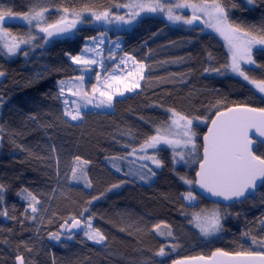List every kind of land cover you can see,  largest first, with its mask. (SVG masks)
<instances>
[{
	"label": "trees",
	"instance_id": "1",
	"mask_svg": "<svg viewBox=\"0 0 264 264\" xmlns=\"http://www.w3.org/2000/svg\"><path fill=\"white\" fill-rule=\"evenodd\" d=\"M82 2L53 0L54 5L76 7ZM89 2L99 8L122 0ZM234 2L239 7L230 9V19L247 25L259 24L264 18L261 0H257L256 7L246 6L244 0ZM29 4L30 0H0V6L14 11H25ZM113 11L118 13L116 9ZM51 18H56L55 13ZM193 29L172 25L158 15H149L132 28L111 34V39L121 37L123 51L142 60L150 70L146 69L145 79L140 81L141 87L136 92L114 101L112 111L87 110L83 122L68 124L63 122L60 100L54 98L59 80L79 74L75 71L78 66L71 64L66 53L80 54L87 38L97 36L101 29L86 23L71 39H53L28 57L18 54L9 59L0 53V71L4 72V76H0V125L5 129V138L0 141V182L7 187L2 207L8 209L9 216L17 217L10 220L0 216V241H9L8 245L0 243V264H14L16 252L13 249L21 241L28 242L33 248L32 253H27L20 247L26 258H31L32 264H53V260L55 264H143L145 261L171 264L174 259L210 255L217 248L236 251L243 246L256 250L242 233L249 229L253 235L258 233L256 222L264 215V188L255 198L242 204L227 208L220 205L221 211L228 213L223 220L224 230L215 239L204 241L186 213L215 204L200 199L197 208L192 209L181 199L188 186L180 176L194 179L195 170L183 165L174 166L171 151L166 149L159 153L165 166L151 183L143 184L117 173L107 159L126 154L127 149L122 145L129 137L121 135L122 132L131 130L137 141L154 134L155 127L168 119L164 108L173 107L186 114L207 115L212 119L215 109H211V115L209 109L217 100L264 107L260 95L240 78L204 72L206 67L224 64L228 52L217 34ZM11 30L14 33L27 31L18 25H11ZM253 57L258 64L264 65V51H253ZM179 58H183L180 63H161ZM37 74L42 76L38 78ZM250 75L264 78V68L256 69ZM154 104H162L164 108L154 107ZM89 111L92 114H88ZM32 115L37 117L35 121L29 119ZM48 124L53 126H42ZM207 126L196 127L199 144ZM53 145L55 155L60 159L59 184L51 159ZM256 150L258 154L264 153V145L259 144ZM77 155L91 161L88 165L92 181L90 189L84 188L83 184H69L64 179L63 173L69 170ZM121 180L130 182L108 190ZM22 189L31 191L41 200L46 209L41 213L42 224L24 219L27 201L17 195ZM94 196L100 198L92 200ZM89 200H92L90 212L95 216L93 225L108 236V247L93 244L82 232L72 240L65 241L62 237L59 243L48 238L49 232L61 231L63 219L70 215L79 217ZM160 222L171 225L180 243L175 252L164 258L154 257L153 253L169 241L150 231L153 224Z\"/></svg>",
	"mask_w": 264,
	"mask_h": 264
},
{
	"label": "snow or ice",
	"instance_id": "2",
	"mask_svg": "<svg viewBox=\"0 0 264 264\" xmlns=\"http://www.w3.org/2000/svg\"><path fill=\"white\" fill-rule=\"evenodd\" d=\"M244 3L246 6H258L257 0H244ZM237 7L239 5L234 0H122L109 7L99 8L89 0H83L80 7L72 4L54 5L53 0H30L25 11H14L10 7L0 6V53L5 56L20 54L28 57L36 49H43L53 38L71 39L73 35L78 34L79 25L91 23L120 29L141 22L145 16L163 14L173 25L193 26L199 22V25H203L201 31L210 28L219 34L226 43L228 59L219 67L204 68V72L238 77L264 101V78L250 75L254 70L264 68V65L258 64L253 57L254 49L264 51V18L259 24L247 25L232 20L229 16L230 9ZM113 9L125 11L121 15ZM184 9H189L191 15H184ZM53 13L56 16L54 20L51 18ZM12 24L26 28L27 31L14 33L11 30ZM108 31V27H102L97 36L88 37L80 54L66 53L71 64L78 66L75 71L79 73L57 82L58 91L54 98L60 100L62 116L65 118L63 122L66 124L71 121L83 122L85 110L114 109L116 98L123 97L125 93L136 92L141 87L140 81L145 79L146 69L150 70V66L142 60L123 51L120 37L112 40L108 36ZM117 51L122 55L117 56ZM209 59H213L211 53ZM182 60L183 58H179L161 63H180ZM129 62L131 68L128 67ZM37 75L38 78L42 76ZM0 76H4V72L0 71ZM93 78L95 82L89 83L88 81ZM153 106L164 108L162 104ZM211 109H215L212 119L207 115L201 117L186 114L173 107L164 108L168 119L155 127L154 134L145 135L137 141L135 133L131 130L122 132L121 135L129 137L128 142L122 145L127 149L126 154L107 158L117 173H123L125 177H132L144 183H151L157 175L156 170L165 166L164 161L159 158V153L166 149L171 151L174 166L181 164L191 167L196 164L198 170L195 171V179L180 176L181 181L188 186V190L181 194V199L188 207L195 209L199 200L205 196L219 198L214 201L216 206L212 209L201 208L199 211L186 213L189 222L203 237L216 236L224 230L223 220L227 218L228 213L221 211L220 201L244 203L253 198L258 189L264 188V153L258 154L254 148L258 143L264 144V107L227 104L225 100H217L209 109L210 115L213 114ZM88 114L92 113L89 111ZM29 119L35 121L37 117L32 115ZM194 122L208 125L207 133L199 146ZM4 138L5 129L0 125V141ZM52 152L51 159L55 163V175L59 184L60 159L55 155L54 145ZM124 162H127L126 170L122 167ZM90 164V160L75 156L69 170L63 173L65 181L69 184H83L86 189L92 188V181L88 175ZM127 182L130 181L121 180L112 184L108 190L118 189ZM6 191V185L0 182V207L3 205ZM17 195L27 201L24 219L42 224L44 217L41 213L46 209L42 207L38 196L27 189H22ZM99 198L94 196L92 200ZM92 200L86 202L88 206L81 210L79 217L70 215L63 219L61 231L49 232L48 238L58 243L62 237L65 241L72 240L77 235L73 232L76 229L93 244L108 247V236L93 225L95 216L89 209ZM230 206L231 203L225 205V208ZM84 213L88 215L85 216ZM0 216L10 220L17 219L14 215L9 216L6 207H2ZM256 223L258 225L256 235L251 233V229L242 233V236L249 238L256 250L245 249L243 246L236 251L217 248L210 255L174 259L171 264H264V219H259ZM120 230L125 231L123 228ZM11 231L9 229V232ZM150 231L169 241L153 253L154 257H169L180 247L179 240L168 223L153 224ZM0 243L8 245L9 241L5 239ZM21 246L25 252H33L28 242L21 241L20 245L13 249L16 252L14 264H32L31 258H26L20 251ZM143 264L150 262L145 261Z\"/></svg>",
	"mask_w": 264,
	"mask_h": 264
},
{
	"label": "rangeland",
	"instance_id": "3",
	"mask_svg": "<svg viewBox=\"0 0 264 264\" xmlns=\"http://www.w3.org/2000/svg\"><path fill=\"white\" fill-rule=\"evenodd\" d=\"M124 11L125 10H117V14H124ZM183 14L184 15H186V16H189V15H191V12H190V10L189 9H184L183 10ZM152 15H158V16H160V17H162V18H165L166 19V17L163 15V14H152ZM148 17V16H147ZM167 20V19H166ZM169 22V21H168ZM170 23V22H169ZM136 24V23H135ZM135 24H133V25H131V26H125V27H123V28H120V29H117L115 26H101V25H99V24H93V26H95V27H98L99 29H102V27H108L109 28V31H108V36L110 37V35L111 34H118V33H121V32H123L124 30H127V29H130V28H132ZM171 24V23H170ZM12 25H17V24H12ZM83 25H85V24H83ZM173 25V24H172ZM80 26H82V25H79L78 26V28L80 27ZM176 26H187V25H176ZM203 26V25H202ZM188 27V26H187ZM191 27V26H190ZM202 33H214V34H217L216 32H214L212 29H210V28H205V30L204 31H201ZM218 36H219V34H217ZM220 37V36H219ZM221 38V40L223 41V43L225 44V47H226V43H225V41L223 40V38L222 37H220ZM115 39H117V36L115 37V38H113L112 40H115ZM120 40H122L121 39V37H120ZM121 44H122V41H121ZM226 50H227V47H226ZM255 50H257V49H254L253 51H255ZM228 52V51H227ZM2 54V53H1ZM105 55H107V51H105ZM119 55H122V53L121 52H119V51H117V56H119ZM18 55H16V56H5L4 55V57H7V58H9V59H13V58H16ZM128 67L129 68H131V62H129V65H128ZM102 76H103V73H102ZM238 78V77H237ZM89 83H94L95 81H94V78L93 79H90L89 81H88ZM138 90V89H137ZM136 90V91H137ZM134 93V92H133ZM133 93H125V95L123 96V97H117L116 99H120V98H124V97H126V96H128V95H130V94H133ZM91 110H103V111H112L113 109H91ZM85 111H87V110H85ZM197 126H202V127H205L206 126V124H200V123H198V122H194V129H195V131H196V127ZM197 132V131H196ZM197 144H198V146L200 145L199 143H198V134H197ZM162 147H164V146H162ZM170 150V149H169ZM131 159V158H130ZM181 164H177V167L178 166H180ZM176 166V165H175ZM182 166V165H181ZM184 166V165H183ZM122 167H124L125 168V170L127 169V162H124V164L122 165ZM187 169H189V170H197L198 169V166L196 165V164H193V165H191V167H187V166H185ZM161 169H158V170H156L157 172L158 171H160ZM188 178V177H187ZM188 179H192V178H188ZM137 181H139L138 179H136ZM140 182H142V181H140ZM143 184H149V183H144L143 182ZM187 204V203H186ZM238 204H240V203H238ZM216 205H210V207H203V208H208V209H212L213 207H215ZM237 206H240V205H237ZM200 210V209H199ZM262 219H264V215H263V217H262ZM191 225L194 227V225L191 223ZM195 228V227H194ZM197 231H198V233H199V230L197 229V228H195ZM221 233H219V234H217L216 236H212V237H203L200 233H199V235H200V239H203L204 241H207V240H211V238L212 239H215L216 237H218L219 235H220Z\"/></svg>",
	"mask_w": 264,
	"mask_h": 264
},
{
	"label": "water",
	"instance_id": "4",
	"mask_svg": "<svg viewBox=\"0 0 264 264\" xmlns=\"http://www.w3.org/2000/svg\"><path fill=\"white\" fill-rule=\"evenodd\" d=\"M191 27H194V28L200 29V28L203 27V26H202V25H199V22H198L197 25H193V26H191ZM53 39H56V38H53ZM213 118H214V117H213ZM207 128H208V126H207ZM206 133H207V129H206L205 134H206ZM205 134H204V135H205ZM259 144H260V143L256 144V145L254 146V148L256 149L257 146H258ZM262 145H264V144H262ZM197 170H198V169H197ZM195 178H196V177L194 176V179H195ZM260 189H261V188H260ZM260 189L257 190V193H258V191H259ZM198 192H199V190H198ZM256 196H257V194H255V196H254L253 198H255ZM201 199H204L205 201L210 202V203H214V201L218 200L219 198L210 197V196H205V197H203V198H201ZM229 203H231V206H233V205H235V204H238V203H232V202H228V201H220V205H221V206L228 205ZM241 204H242V203H241ZM73 232H76L77 235H80V233H81L79 230H76V229H74ZM66 234H67V233H66Z\"/></svg>",
	"mask_w": 264,
	"mask_h": 264
},
{
	"label": "crops",
	"instance_id": "5",
	"mask_svg": "<svg viewBox=\"0 0 264 264\" xmlns=\"http://www.w3.org/2000/svg\"><path fill=\"white\" fill-rule=\"evenodd\" d=\"M73 122H76V121H73Z\"/></svg>",
	"mask_w": 264,
	"mask_h": 264
}]
</instances>
